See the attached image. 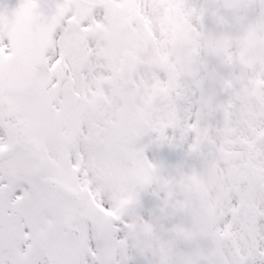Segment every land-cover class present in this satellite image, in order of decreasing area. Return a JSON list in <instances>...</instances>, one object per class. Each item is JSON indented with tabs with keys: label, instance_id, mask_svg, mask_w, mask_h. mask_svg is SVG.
I'll use <instances>...</instances> for the list:
<instances>
[{
	"label": "snow or ice",
	"instance_id": "1",
	"mask_svg": "<svg viewBox=\"0 0 264 264\" xmlns=\"http://www.w3.org/2000/svg\"><path fill=\"white\" fill-rule=\"evenodd\" d=\"M262 13L0 0V264H264Z\"/></svg>",
	"mask_w": 264,
	"mask_h": 264
},
{
	"label": "flooded vegetation",
	"instance_id": "2",
	"mask_svg": "<svg viewBox=\"0 0 264 264\" xmlns=\"http://www.w3.org/2000/svg\"><path fill=\"white\" fill-rule=\"evenodd\" d=\"M256 1L258 2V0H256ZM244 5H245V7L247 6V4H245V3H244ZM253 27L257 30L260 28H264V13L262 14L261 22L256 23Z\"/></svg>",
	"mask_w": 264,
	"mask_h": 264
}]
</instances>
